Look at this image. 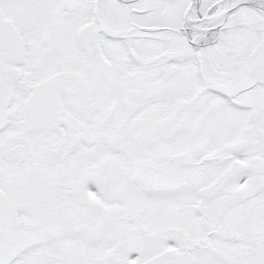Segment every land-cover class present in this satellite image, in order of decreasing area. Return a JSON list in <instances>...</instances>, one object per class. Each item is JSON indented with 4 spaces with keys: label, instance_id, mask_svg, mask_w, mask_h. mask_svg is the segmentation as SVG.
I'll return each instance as SVG.
<instances>
[{
    "label": "snow or ice",
    "instance_id": "obj_1",
    "mask_svg": "<svg viewBox=\"0 0 264 264\" xmlns=\"http://www.w3.org/2000/svg\"><path fill=\"white\" fill-rule=\"evenodd\" d=\"M0 264H264V0H0Z\"/></svg>",
    "mask_w": 264,
    "mask_h": 264
}]
</instances>
